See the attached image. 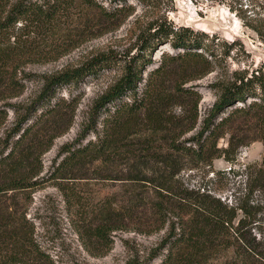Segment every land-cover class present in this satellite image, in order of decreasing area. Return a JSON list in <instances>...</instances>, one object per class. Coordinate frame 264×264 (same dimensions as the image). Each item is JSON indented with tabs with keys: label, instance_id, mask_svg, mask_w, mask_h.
Masks as SVG:
<instances>
[{
	"label": "trees",
	"instance_id": "1",
	"mask_svg": "<svg viewBox=\"0 0 264 264\" xmlns=\"http://www.w3.org/2000/svg\"><path fill=\"white\" fill-rule=\"evenodd\" d=\"M109 1L111 8L98 0H0V127L10 109L16 116L14 126L0 140V238L15 253L24 252L28 230L19 219L23 204L15 194L46 181L39 177L40 157L73 125L77 101L54 103L56 90L68 84L79 86L122 61L120 76L95 100L77 138L61 146L60 161L56 159L52 171L70 207L73 188L68 179L121 183L120 191L101 200L95 224L87 230L103 247L99 254L111 249L115 231L152 234L166 229L155 247L146 253L133 248L124 264H152L161 256L160 264H212L219 259L224 264H264V240L252 233L260 211L257 206L193 188L182 178L185 169L198 164L211 165L221 157L232 161L241 146L254 141L264 145V63L250 75L236 70L230 78L215 82L217 99L199 130L190 135L199 123L202 96L188 83L212 72L219 59L229 56L231 44L220 42L223 50L218 53L216 36L176 26L156 14L152 18L142 14L132 25L136 39L130 50L121 53L109 48L78 65L37 75L43 81L39 93L26 104L12 101L23 93L24 81L36 76L25 67L40 61V55L54 59L60 56L56 51L67 50L68 43L86 41L96 31L109 29V24L120 26L132 14L131 0ZM138 1L146 11L155 12L162 0ZM248 25L264 41V18L252 16ZM165 44L176 53H164L144 76L154 63L153 53ZM112 103L114 109H109ZM229 108L233 109L227 113ZM103 111H108L104 118ZM91 133L95 139L86 141ZM227 134V145L220 146ZM76 166L84 174L76 173ZM256 182L257 188L249 193L264 194V157ZM30 243L32 252L44 254ZM13 253L2 257L1 264L18 261Z\"/></svg>",
	"mask_w": 264,
	"mask_h": 264
},
{
	"label": "rangeland",
	"instance_id": "2",
	"mask_svg": "<svg viewBox=\"0 0 264 264\" xmlns=\"http://www.w3.org/2000/svg\"><path fill=\"white\" fill-rule=\"evenodd\" d=\"M98 1L107 8L112 6L109 0ZM130 3L133 5V12L120 26L111 27L109 24L107 25L110 26L109 29L102 32L96 31L99 33L86 41L68 43L67 50L64 53H62L63 49L56 51L55 54L60 56L54 59L45 58L43 54L39 56L40 61L29 63L25 67L26 71L36 76L24 81L23 93L12 101L26 104L39 93L43 81L37 75L53 73L68 65H78L87 56L109 48L121 53L130 50L136 39L132 25L142 14H147L148 18L156 14L162 19H168L176 26H190L195 30L207 32L210 38L213 35L216 36V44H214L218 53L223 50V47L219 46L220 42L226 40L229 45L231 44L229 56L219 59L212 72L188 83V85H194L202 96L199 103V123L197 129L190 135L199 130L202 120L208 115L217 99L213 87L215 82L230 78L236 70H246L250 75L253 69L264 63V41L248 25L252 16L264 18V0H162L159 7L153 10L155 12L146 11L138 0H131ZM226 49L228 50L227 46ZM135 51L136 49L133 53ZM164 53H176V51L169 44L160 46L153 53L154 63L147 67L144 76L147 77L148 73L162 61ZM122 65L123 62L120 61L111 68H105L87 77L79 86L68 84L56 90L54 103L62 99L77 101L73 125L67 132L57 137L51 148L40 157L43 170L39 177L46 181L34 189L15 194L23 204L18 210V216L25 223L29 238L26 240V245L24 244L23 253H15L10 243L0 238V259L2 260V257L5 258L13 252L20 258L18 261L7 264H124L133 253V248L146 253L150 248L155 247L165 235L166 229L152 234L118 230L112 233L114 242L111 249L105 254H99L103 247L98 246L93 241L94 239L90 238L87 230L89 231L91 225L95 224L96 209L101 200L120 191L121 183L94 178L68 179L67 181H70V186L73 188L71 199L73 206L70 207L63 191L57 185L60 179H55L52 175L61 146L77 138L88 121L90 109L95 100L111 84L115 83L122 72ZM116 103L110 104L108 108L114 109ZM65 109L64 112L69 115L70 112L66 106ZM232 109L229 108L227 113ZM107 113L108 111H103L102 118ZM15 119V113L10 109L7 122L0 127V140L5 138L7 130L14 126ZM99 127L101 128L102 125L100 124ZM95 137L96 134L91 133L86 141L95 139ZM228 138V134L221 138L220 146L225 147ZM263 157L264 145L260 141H254L241 146L233 155L232 161L221 157L215 159L211 165L198 164L185 169L182 172V178L193 188L209 190L231 202L242 199L244 203L250 202L257 206V211H260L257 213L258 221L254 223L252 233L258 239L264 240V194L259 190L249 193L250 189L257 188V170ZM79 168L76 166L75 172L84 174L85 170L82 168L80 171ZM87 168L86 166L85 169ZM126 240H128L127 243ZM29 241L37 245L44 254L38 256L36 252H32ZM163 257L155 259L152 264H160ZM212 264H224L223 259L216 260Z\"/></svg>",
	"mask_w": 264,
	"mask_h": 264
}]
</instances>
